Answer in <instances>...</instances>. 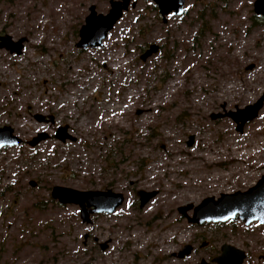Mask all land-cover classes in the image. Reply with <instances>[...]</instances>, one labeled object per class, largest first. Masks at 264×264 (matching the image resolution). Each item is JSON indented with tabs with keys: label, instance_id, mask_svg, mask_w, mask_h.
<instances>
[{
	"label": "rangeland",
	"instance_id": "obj_1",
	"mask_svg": "<svg viewBox=\"0 0 264 264\" xmlns=\"http://www.w3.org/2000/svg\"><path fill=\"white\" fill-rule=\"evenodd\" d=\"M110 1L0 0V44L22 40L19 53L0 48V128L50 135L0 148V264H216L223 244L244 251L242 264H264V225L196 224L192 209L178 211L264 174L255 0H185L164 17L152 0H133L102 47H77L89 7L106 14ZM150 45L158 51L142 61ZM260 98L238 131L229 113ZM59 126L75 141L54 139ZM54 186L124 202L87 224L79 206L52 200ZM139 191L154 192L143 207Z\"/></svg>",
	"mask_w": 264,
	"mask_h": 264
},
{
	"label": "water",
	"instance_id": "obj_2",
	"mask_svg": "<svg viewBox=\"0 0 264 264\" xmlns=\"http://www.w3.org/2000/svg\"><path fill=\"white\" fill-rule=\"evenodd\" d=\"M158 7L160 15L163 17L169 13L175 16L183 12L185 0H152ZM110 8L106 14H101L96 11V7L91 5L89 13L84 20V24L79 31V41L77 47L86 48H99L103 46L104 40L107 39L108 34L113 30L118 21L121 20L123 14L130 8L133 9L136 2L133 0H111ZM254 12L256 15L264 17V0H255L253 4ZM22 41V40H21ZM21 41L13 42L10 37L2 38L5 46L0 44L1 47L9 49L10 52L19 53L22 45ZM158 51V46L150 45L140 56L142 61H146L150 56ZM263 98L258 99L254 104L247 105L242 109H237L236 112H230L229 116L236 124L238 131H242L243 126L256 118L258 112L262 107ZM219 115H214L217 118ZM43 121L42 117H36ZM65 130L60 127L58 131ZM48 138L46 133H40L30 144H36ZM62 142L66 138L56 137ZM191 145L193 137L190 136ZM67 139L73 140V137L68 135ZM22 140L14 135V131L10 126L0 128V148L17 146L21 144ZM141 197L146 201L154 195V192L145 193L140 192ZM51 197L57 200L60 204H74L80 208V218L82 221H87L90 213H112L123 203V195L120 193H113L110 190H87L80 191L69 187L54 186L51 190ZM144 202V201H142ZM88 208H92L88 210ZM193 210L191 217H188L190 223H218L227 222L229 220H240L245 225L252 222H259L264 225V174L256 182L255 185L245 191H235L233 193H222L215 199L214 197L204 198L198 205L193 206L188 204L178 208L179 212L184 213ZM105 245H102L104 248ZM221 253L212 261L216 264H242L246 258L244 251L237 249L231 245L223 244ZM191 251L190 246H186L181 252L180 257L188 255ZM198 264H209L201 261Z\"/></svg>",
	"mask_w": 264,
	"mask_h": 264
},
{
	"label": "flooded vegetation",
	"instance_id": "obj_3",
	"mask_svg": "<svg viewBox=\"0 0 264 264\" xmlns=\"http://www.w3.org/2000/svg\"><path fill=\"white\" fill-rule=\"evenodd\" d=\"M259 17H261V16H259ZM262 18H264V17L262 16ZM51 122H52V121H51ZM60 127H64L65 130H60V131H58V129H59ZM40 133H45V132H40ZM40 133H37V135L40 134ZM69 134H70V132H69L67 126H59V127L56 128V131H55V134L53 135V138H54V139H58V138H56V137L66 138V141H67V140H70V139H67V136H68ZM37 135H35L33 138H35ZM47 135H48V134H47ZM70 136H72V135L70 134ZM72 137H73V140H70V141H75V137H74V136H72ZM33 138H32L31 140H29V139H28V140H22L21 144H19V145L26 144V146L29 145V147L32 148V147H34V146L38 143V142H37V143L34 144V145H33V144H30L29 142L32 141ZM48 138H50V135H48ZM48 138H46V139H48ZM60 141H61V140H60ZM140 192H142V191H139V192H138V196H139V205H140V207H143V206H145V205L149 202V199H150V198H149L148 200L145 201V200L143 199V197H141ZM145 193H150V192H145ZM123 198H124V197H123ZM151 198H152V197H151ZM142 201H144V202H142ZM123 202H124V200H123ZM122 204H123V203H122ZM122 204H121V205H122ZM119 207H120V206H119ZM119 207H118V208H119ZM118 208H117V209H118ZM90 209H92V208H88V210H90ZM117 209H116V210H117ZM116 210H115V211H116ZM115 211H114V212H115ZM178 211H179V210H178ZM187 212H188V211H187ZM102 213H105V212H102ZM112 213H113V212H112ZM180 213H181V212H180ZM94 214H100V213H90L89 216H88V220H87V221H84V222L87 223V224H90V223H91V217H92V215H94ZM105 214H108V213H105ZM182 214L185 215L184 213H182ZM105 248H106V246H105L103 249H105ZM190 252H191V251H190Z\"/></svg>",
	"mask_w": 264,
	"mask_h": 264
}]
</instances>
